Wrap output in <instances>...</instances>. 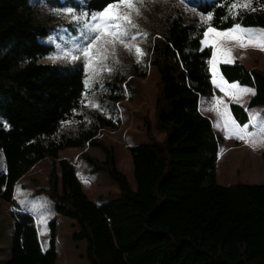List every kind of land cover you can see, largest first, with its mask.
I'll use <instances>...</instances> for the list:
<instances>
[{"label": "trees", "instance_id": "1", "mask_svg": "<svg viewBox=\"0 0 264 264\" xmlns=\"http://www.w3.org/2000/svg\"><path fill=\"white\" fill-rule=\"evenodd\" d=\"M111 2L0 0V199L13 221L5 264H57L56 220L49 222L43 249L32 215L13 198L17 180L43 158L52 166L47 185L36 190L75 222L71 238L85 241L89 264H264V184L217 183L223 137L199 111L201 96L220 94L211 81L212 48L201 44L204 32L237 24L264 29V0H252L255 10L238 14L229 11L233 0H176V15L150 23L149 36H155L147 63L158 73L154 119L164 136L158 141L143 117L149 144L127 146L134 189L118 169L113 147L98 134L119 127L117 103L135 96V78L147 76V64L115 65L91 78L79 60L42 61L54 53L40 38L57 26L55 9L99 12ZM186 8L195 13L188 22ZM67 26L77 33L79 24L70 19ZM218 68L227 82L254 89L246 108L264 106V70L239 59ZM229 111L241 125L248 121L242 105L231 102ZM86 146L102 151V161L86 153L83 159L91 173L107 174L118 197L94 204L72 163L59 158L66 148Z\"/></svg>", "mask_w": 264, "mask_h": 264}, {"label": "rangeland", "instance_id": "2", "mask_svg": "<svg viewBox=\"0 0 264 264\" xmlns=\"http://www.w3.org/2000/svg\"><path fill=\"white\" fill-rule=\"evenodd\" d=\"M81 3L85 0H78ZM139 7L140 14L132 13L133 21L138 26L132 29L131 32L135 36L134 40H129L133 45H139L144 52L142 59L139 62L147 64V76L145 78H135V86L137 93L132 99H124L117 103L118 113L120 117V125L117 129H103L98 138L107 146L113 147L116 156L117 167L122 171L128 179L130 186L135 188L133 177V165L131 156L127 150V146L131 144H149V140L143 130V117L149 120L151 131L154 137L161 141L164 132L155 123L154 119V102L157 92L158 73L155 67L147 63L148 47L153 40L149 36L151 22L160 23L162 19L168 16H174L178 13V8L175 5L176 0H135ZM185 13V14H184ZM195 13L186 8L182 15L188 22L187 18H191ZM70 16L59 14L56 21L57 26L50 30V33L45 38H40V41L50 45L54 49V53L50 58H45L42 61H50L52 63H69L73 62L71 57H66L65 53L71 51L72 55L79 57L80 53L76 51L73 41L83 43L81 39L82 25L79 24L77 33L73 32L67 26L70 22ZM156 21V22H155ZM157 22V23H158ZM213 28V27H211ZM242 28V27H241ZM206 29L205 32L208 31ZM216 29V28H214ZM256 32L264 30L258 27H249ZM217 32H225L216 29ZM139 33V34H136ZM205 34V33H204ZM206 37L203 35L201 40L202 46H211L212 58L216 60L215 73L211 70V81L213 86L224 94H217L220 101L219 107L212 109L213 130L215 133L223 137V141L218 146L219 157H217L216 180L220 185L234 184H264V160L261 158V153L264 151V144H259L256 147H250L246 142L235 138H226L225 132L221 128L224 116L222 113L226 107V100L232 99L234 103L245 102L246 95H243L239 100L227 95L221 90V81H225L219 73L218 66L225 62L224 52L228 53L231 61L239 59L246 66H255L264 70V50L247 46L241 47L239 43L227 37H217L214 33H209L208 42L205 43ZM224 50V52L221 51ZM109 59L105 61L106 68L113 66H128L132 62H137V56L134 47L129 50L123 45L117 44L114 49L109 48ZM216 53L215 57L213 53ZM80 61V60H79ZM118 61V62H117ZM107 71V70H106ZM100 71L94 72L91 78H95ZM233 84L227 82L225 87ZM237 84V83H236ZM215 97V96H213ZM211 98L210 95L202 97V103ZM212 99V98H211ZM217 99V101H218ZM207 108V107H205ZM256 116V121L260 124V128H255L254 125L248 128L250 133L257 137L264 134V109L251 112ZM96 158L99 161L103 160V153L99 148L86 146L84 148H66L59 153V158L67 159L74 166L76 176L80 181L82 189L86 196L94 203L99 204L102 201L111 200L118 197L117 185L104 172H90L89 165L83 159V154ZM55 163H57L55 161ZM52 166L50 158H43L35 163L24 175H22L14 185L13 198L20 208L31 214L35 227L37 229L40 245L43 249L49 245V222L52 219L56 220V244H57V264H89L86 258V243L84 240L73 241L72 234L77 230L75 222L59 213L54 209L52 200L44 193L37 192V188H43L48 183V172ZM4 170V157L0 151V173ZM13 234V221L9 214V204L0 199V264H5L9 259V247H11Z\"/></svg>", "mask_w": 264, "mask_h": 264}, {"label": "snow or ice", "instance_id": "3", "mask_svg": "<svg viewBox=\"0 0 264 264\" xmlns=\"http://www.w3.org/2000/svg\"><path fill=\"white\" fill-rule=\"evenodd\" d=\"M252 8V0H233L229 6V11L238 14L239 10ZM195 10V9H193ZM56 13L65 14L70 16L73 22L82 25L81 39L83 43H77L73 41L76 47V51L80 53V56L72 55L69 51L65 53L66 57H71L75 63L80 60L85 69L86 76H91L96 71H113L112 68L105 67V61L109 59V56L114 54L109 52V48L114 49L117 44L123 45L125 48L131 50L133 47L137 56V62L142 59L144 52L143 49L137 44L133 45L129 43V40H134L135 36L131 30L138 26L133 21L132 13L136 15L140 14L139 7L135 3V0H112L102 11L99 12H87L77 11L73 7H65L62 9H55ZM207 19H211V13L208 14ZM209 33H214L217 37H227L233 41L239 43L241 47L254 46L264 50V30L256 32L252 29L241 28L239 24L234 25L232 28L225 32H217L216 29L209 27L205 32V43L208 42L207 37ZM139 34V33H136ZM224 52L223 49H221ZM216 53H213L215 57ZM226 57L225 62H232L227 52H224ZM118 62V61H117ZM212 70L216 71V60L210 61ZM86 85L89 81L86 79ZM226 81H221L220 87L222 91H225L227 95H231L233 98L239 100L243 95L251 93L255 95L253 89L241 87L240 85L233 83L227 88ZM220 101H217V107H219ZM99 107V105H95ZM224 119L220 125L222 130L226 134V138L242 140L252 147H256L259 144H264V134L257 137L255 134L248 131L249 124L245 123L241 125L234 117H232L227 110L222 113ZM256 116L250 117L249 123L256 122Z\"/></svg>", "mask_w": 264, "mask_h": 264}, {"label": "crops", "instance_id": "4", "mask_svg": "<svg viewBox=\"0 0 264 264\" xmlns=\"http://www.w3.org/2000/svg\"><path fill=\"white\" fill-rule=\"evenodd\" d=\"M245 29V28H244ZM205 33V32H204ZM203 39V38H202ZM223 78V77H222ZM224 79V78H223ZM225 80V79H224ZM226 81V80H225ZM227 82V81H226ZM233 83H237V82H233ZM238 84V83H237ZM239 85V84H238ZM241 87H246V88H250V89H253L252 87H248V86H243V85H240ZM254 90V89H253ZM221 93V97H224V94L220 91ZM211 98H209L207 101L205 100V102H201L202 101V97L201 96L199 98V111L201 112V114H203L204 116H206L211 124H213V120H212V116L211 114L213 113L212 112V109H215L217 107V99H218V95L217 94H213V95H210ZM215 96V97H213ZM252 96L251 93L247 94L246 95V99L244 100L245 102H237L238 104L242 105L243 107H245L246 109V112H247V115H248V121L246 123L249 124V127L248 128H251V126L254 125L255 128H260V124H258V121H256L255 123H249V120H250V117L252 116V113L251 112H256V110H260V109H264V106H256V107H252V108H246V105H247V102L249 100V98ZM219 100V99H218ZM232 100V99H231ZM230 99H227L226 100V107L227 109L229 110V103L233 102L231 101ZM207 107V108H205ZM229 114L231 115L230 111H229ZM232 116V115H231ZM213 127V126H212ZM248 144V143H246ZM250 146V144H248ZM252 147V146H250ZM219 154L220 152H218L217 154V157H219ZM11 246V245H10ZM10 250H11V247H9V254H8V257L10 256Z\"/></svg>", "mask_w": 264, "mask_h": 264}]
</instances>
